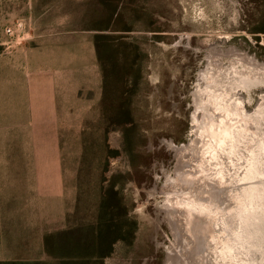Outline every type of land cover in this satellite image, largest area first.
I'll return each instance as SVG.
<instances>
[{
    "label": "rangeland",
    "instance_id": "rangeland-1",
    "mask_svg": "<svg viewBox=\"0 0 264 264\" xmlns=\"http://www.w3.org/2000/svg\"><path fill=\"white\" fill-rule=\"evenodd\" d=\"M50 2L40 41L26 45H38L28 67L45 77L36 88L46 104L30 116L26 148L14 140L12 158L45 165L46 181L13 205L0 258H36L40 233L69 225L78 185L118 175L134 237L115 242L101 264H264V34L251 33L261 4L134 0L124 9L139 14L134 31L99 33L84 27L92 0H70L71 9ZM65 23L77 31L61 34ZM21 30L5 33L15 46L30 40ZM97 33L126 49L115 59L130 71L117 70L112 86L126 93L107 102H128L136 128L129 146L120 125L104 132L99 124ZM53 169L61 170L59 196ZM43 259L55 261L46 251Z\"/></svg>",
    "mask_w": 264,
    "mask_h": 264
},
{
    "label": "trees",
    "instance_id": "trees-1",
    "mask_svg": "<svg viewBox=\"0 0 264 264\" xmlns=\"http://www.w3.org/2000/svg\"><path fill=\"white\" fill-rule=\"evenodd\" d=\"M257 1L261 4L262 13L251 33L264 34V0ZM131 2L134 0H92L93 6L90 15L87 16L88 23L84 27L99 32L134 31L132 24L139 14L132 9L124 10ZM127 13L128 17H126ZM93 39L101 76L100 127L105 132L107 126L120 125L122 141L129 146L131 134H136L134 122L130 119L132 113L130 106L128 102L116 105L107 102V98L109 99L112 93H117L119 96L126 93L116 86L112 88L117 70H126L125 73L130 71L129 62L120 59L118 63L115 59L118 53L120 56H125L126 49L121 48L123 45L121 41H110L109 36L96 34ZM135 69L137 75L141 68L138 65ZM106 115L110 118L105 121ZM108 155H111L110 151ZM117 177L118 175H112L109 179L99 178L90 186H83L81 183L78 185L74 213L72 217L69 215L71 217L68 221L69 225L65 230L44 238L45 251L51 254L55 261L47 263L15 261L0 262V264H101V261L111 253L115 242L129 244L134 237L135 224L125 217L119 189H116Z\"/></svg>",
    "mask_w": 264,
    "mask_h": 264
},
{
    "label": "crops",
    "instance_id": "crops-1",
    "mask_svg": "<svg viewBox=\"0 0 264 264\" xmlns=\"http://www.w3.org/2000/svg\"><path fill=\"white\" fill-rule=\"evenodd\" d=\"M58 1L67 4L70 8V0ZM65 8L66 6L62 7L61 10L68 12L69 8L64 10ZM53 9V2L51 3L50 0H0V46H4L0 52V244L9 238V234L6 232L7 227L10 228V223L8 222L7 225V221L12 220L13 205L16 202H21L23 196L30 194L25 189L33 188V186L38 188L40 184L46 181L45 165L14 163L12 158L15 155L14 140H21L19 146H22V149L23 146L26 148L27 142L23 145L22 141L28 140L30 116L34 115L38 108L45 107V100H43V105H41L42 101L38 100L39 91L36 88L37 83L43 81L45 77L41 72L29 70L28 67L29 53H37L38 45L30 48L31 51L26 45L28 43L37 44L40 41L42 35L39 32V18L45 12ZM5 29H22L21 33L24 35L22 37H29L30 40L29 42L24 40L20 45L15 46L13 45V37L6 35ZM61 29L63 30L61 34L65 36L77 31L68 23L62 25ZM30 74L33 75V78L30 77ZM47 102L50 106L53 101L48 100ZM50 171L54 173L48 179L56 188V193L53 192L52 194L59 196L61 193L59 172L61 170L53 169ZM50 185L52 186V184ZM32 192L38 195V192L35 193L33 190ZM41 194L44 195L43 192ZM35 234V236L39 235L36 231ZM44 238L45 234L42 231L40 233V247L37 249V252H40L42 256L40 259L37 253L34 259L0 258V262L38 263L44 261ZM16 250L21 251L20 248H16Z\"/></svg>",
    "mask_w": 264,
    "mask_h": 264
},
{
    "label": "built area",
    "instance_id": "built-area-1",
    "mask_svg": "<svg viewBox=\"0 0 264 264\" xmlns=\"http://www.w3.org/2000/svg\"><path fill=\"white\" fill-rule=\"evenodd\" d=\"M6 34H8V35H11L13 32L11 31V29H5V31H4Z\"/></svg>",
    "mask_w": 264,
    "mask_h": 264
}]
</instances>
